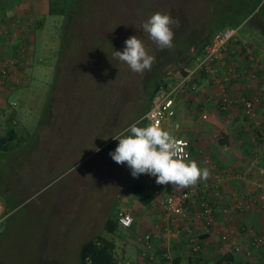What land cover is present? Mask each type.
<instances>
[{
    "label": "rangeland",
    "instance_id": "obj_1",
    "mask_svg": "<svg viewBox=\"0 0 264 264\" xmlns=\"http://www.w3.org/2000/svg\"><path fill=\"white\" fill-rule=\"evenodd\" d=\"M58 1L63 15L48 13L49 0L33 3L40 14L33 31L36 66L19 78L26 84L11 99L18 98L17 107L0 117V136L15 123L6 155L20 168L3 177L10 201L0 215V264H79L81 244L104 233L107 219L133 200L131 191L145 175L134 178L127 164L112 159L119 143L112 137L143 120L154 84L173 82L204 39L252 9L251 17L264 16V0ZM158 11L179 18L171 49L160 50L143 31ZM250 19L240 35L264 38ZM133 35L155 57L142 74L115 57ZM143 235L133 227L115 237L120 263L138 264Z\"/></svg>",
    "mask_w": 264,
    "mask_h": 264
},
{
    "label": "crops",
    "instance_id": "obj_2",
    "mask_svg": "<svg viewBox=\"0 0 264 264\" xmlns=\"http://www.w3.org/2000/svg\"><path fill=\"white\" fill-rule=\"evenodd\" d=\"M33 3H38V0H0V68L6 70L3 82L0 81V117L8 112V108L17 107L21 87L26 84L25 79L21 82L19 78L27 69L32 70L36 66L33 56L36 34L33 31L40 25V14ZM253 12L245 16L242 23H251L250 18H255L253 27L264 35V16L257 15V11L251 17ZM258 35L251 38L250 44L259 60L260 80L251 82L244 78L232 81L227 85L226 93L237 98L261 92L259 114L263 115L264 90L260 89L264 83V38ZM241 38L248 41L243 36ZM231 50L234 53L220 65L221 73L226 68L229 71L232 62L238 69L245 63L241 45L233 44ZM17 61H20L19 65H16ZM223 94L221 87L213 85L208 76L204 77L197 92L179 95L175 116L165 120L164 125L171 123L175 126L168 128L163 125V128L191 142L192 157L189 160H196L202 168L207 167L210 176L195 185L199 193L191 200L187 217L167 221L157 198L152 196L153 186L148 180L149 186H146L145 180L140 178V182H144L143 193L137 189V183L134 185L131 191L133 200H126L121 210L130 211L135 216V223L129 230L134 227L144 231L143 240L147 233L152 235L148 255H142L144 245L136 255L138 264H264V248L257 250L253 246V240L264 232V174L260 173L264 170V142L256 137L252 120H249L241 103H232L227 110L219 108ZM15 95L18 98L14 101L18 104L14 107L11 99ZM225 140L228 143L224 144ZM217 175L223 177L221 183L215 182ZM204 182L211 184L204 188ZM191 187L194 186L175 190ZM147 192L151 194L148 196ZM201 196L214 209L215 224L210 233L203 228L202 220H194ZM238 205H243V208L222 212L224 208ZM3 208L5 211V204ZM193 238L199 240L202 251L193 252ZM248 249L253 254L251 257L245 253ZM168 254L169 259L164 256Z\"/></svg>",
    "mask_w": 264,
    "mask_h": 264
},
{
    "label": "built area",
    "instance_id": "obj_3",
    "mask_svg": "<svg viewBox=\"0 0 264 264\" xmlns=\"http://www.w3.org/2000/svg\"><path fill=\"white\" fill-rule=\"evenodd\" d=\"M243 24L236 27H225L218 30L206 45L203 53L200 56L195 57L192 62L185 66L183 71H180L178 77L172 82L161 83L159 89L153 97L152 105L143 116L144 121L150 123L155 121L163 128L164 122L168 118L175 116V105L180 94H187L188 92H197L200 88V84L195 79H200L206 74L212 81L213 85L219 86L223 89V99L219 102V108L221 110H227L232 104L243 105V108L248 113L249 120H252L253 128L256 132V137L264 141V114H259V105L262 100V93L255 92L250 97H237L231 98L226 93L227 85L232 81L248 78L251 82H257L260 80L258 58L254 47L250 44V41H245L241 38L240 32L243 28ZM233 44L241 45V52L244 59V65L239 69L233 64H229V71L227 68L221 73L220 65L225 61L226 57L234 53L231 50ZM14 61H12L13 63ZM8 64V63H5ZM6 74V70L0 68V81L3 82V75ZM260 90H264V83ZM15 107L16 102H12ZM175 139L181 142L184 154L188 159H191L190 146L191 142L181 136H174ZM260 173L263 175L264 170ZM215 182L221 183L223 177L217 175ZM152 184V181L149 180ZM208 182H204L203 187H209ZM198 187L194 186L188 190L176 191L172 184L158 185L154 188L153 194L158 200L159 207L164 212V220L178 219L179 217H187L188 207L194 196L198 195ZM2 202L0 201V215L3 213ZM241 205L232 206L230 208H224L223 213L229 212V209L240 208ZM119 224L126 229L132 228L135 223V216L132 212L127 210H120L118 212ZM194 220H202L203 228L207 233H210L215 224L214 209L208 200H205L203 196L199 198L198 207L194 214ZM175 221V220H173ZM255 245L261 246L264 244V232H261L255 239ZM145 251L142 255L146 256L147 251L152 247V235L147 233L143 240ZM193 252H198L201 248V244L198 239L193 238V245L191 246ZM246 255H251V251L247 250ZM167 259L170 258L169 254L164 255ZM124 264H135L132 261L126 260ZM169 264H173L169 262Z\"/></svg>",
    "mask_w": 264,
    "mask_h": 264
},
{
    "label": "clouds",
    "instance_id": "obj_4",
    "mask_svg": "<svg viewBox=\"0 0 264 264\" xmlns=\"http://www.w3.org/2000/svg\"><path fill=\"white\" fill-rule=\"evenodd\" d=\"M179 26L178 17L158 11L143 22L142 28L160 50H165L174 46V27ZM125 45L123 51H115V57L135 73L150 71L155 57L149 55L142 39L133 35L125 40ZM141 122L133 123L124 133L112 137L119 143L109 155L117 164H127L134 178L148 174L156 177L158 185L172 184L176 189L195 186L209 178L210 170L200 167L196 160H189L181 142L167 130L155 121L144 127L138 126Z\"/></svg>",
    "mask_w": 264,
    "mask_h": 264
},
{
    "label": "trees",
    "instance_id": "obj_5",
    "mask_svg": "<svg viewBox=\"0 0 264 264\" xmlns=\"http://www.w3.org/2000/svg\"><path fill=\"white\" fill-rule=\"evenodd\" d=\"M63 2H64V0H63ZM48 4L49 5L51 4L50 7L48 5V7H49L48 13H50V14H55V13L58 14L59 13V14L63 15L65 8H64V6L63 7L59 6L58 0H49ZM54 4L57 5V8H55L53 6ZM64 5H65V3H64ZM253 10L254 9H252V12H253ZM242 21H243L242 19L235 20L234 24L229 26V27H236V26L242 24ZM214 34H212L211 36L204 39L200 43V45L196 47V49H194V50L192 49V51H190V53L187 54V57L185 58L186 61L182 63V66L180 65L181 66L180 71H183L185 66L189 65L195 57L200 56L203 53L206 45L210 42V40L212 39ZM19 62L20 61L16 62L17 65H19ZM204 77H207L206 74L203 75L200 79H195V81H197L201 85V81ZM159 79H161V77ZM160 85H161V83H159V81L154 84V89L152 91L151 101L153 100V97L156 94L157 90L159 89ZM14 124L15 123H13V126L10 127V129L7 131L6 135L0 136V200H2L3 203L5 204V208L9 205L10 200H9V197L7 196V191H8L7 186L9 185V182H7V180L3 179L4 174L6 173V171L12 170V171L16 172L20 169L19 168V161L15 158V156L12 155L13 157H9L6 155V152L9 151L8 149L10 146V142L14 140V137L17 134V131H16V128L14 127ZM226 142H227V140L224 141V144ZM146 176H148V174H145L144 177H142L141 179L145 180ZM148 177H149L148 182H149V180L152 181L151 185L153 186V191H154V188L157 186L156 177H153L151 175H149ZM141 179H139L137 181L138 182L137 183V189L138 190L141 189V191H139V192L143 193L142 189H144V182H140ZM148 194H151V193H147V195ZM152 196H155V195L152 193ZM241 208H243V205ZM120 210L121 209H119L115 215H112L107 219L106 223L104 224V233L103 234H100V235L96 236L95 238L87 240L86 242H83L81 244L79 264H124L125 260L122 263H120L118 261V259L115 257V253H114L116 246H117L115 237H122V232L128 231V229L123 228L119 224L118 212ZM255 239L253 240V246L257 247V250L264 248V244L261 246H256L255 242H254ZM201 249H202V246L198 252L202 251ZM248 250L251 251L250 249H248ZM252 255L253 254L251 252V255H249L248 257H251ZM220 262H222V260H220ZM247 264H249V263H247Z\"/></svg>",
    "mask_w": 264,
    "mask_h": 264
},
{
    "label": "flooded vegetation",
    "instance_id": "obj_6",
    "mask_svg": "<svg viewBox=\"0 0 264 264\" xmlns=\"http://www.w3.org/2000/svg\"><path fill=\"white\" fill-rule=\"evenodd\" d=\"M143 120H144V119H143ZM143 120H141V121L143 122ZM142 122H141V127H144V126H145V124H144V123H142Z\"/></svg>",
    "mask_w": 264,
    "mask_h": 264
}]
</instances>
